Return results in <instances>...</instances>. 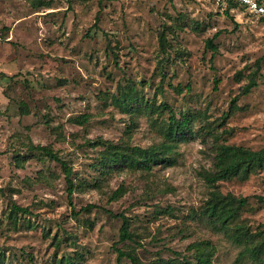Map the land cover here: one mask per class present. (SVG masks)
<instances>
[{"label":"rangeland","instance_id":"1","mask_svg":"<svg viewBox=\"0 0 264 264\" xmlns=\"http://www.w3.org/2000/svg\"><path fill=\"white\" fill-rule=\"evenodd\" d=\"M256 70L257 86L240 95ZM121 87L160 109L125 112L113 100ZM186 113L192 135L172 143L168 163L98 174L105 149L95 142L163 147L169 115ZM30 143L51 147L72 170L71 205L63 169ZM222 144L264 147L260 20L239 8L225 15L212 0H0V264H117L114 244L134 248L142 264L193 263L194 244L209 248L210 264H258L200 215L204 175ZM218 187L248 199L231 228L264 238V170ZM12 205L29 214L12 215ZM111 214L125 216L135 243L118 242L121 220Z\"/></svg>","mask_w":264,"mask_h":264},{"label":"trees","instance_id":"2","mask_svg":"<svg viewBox=\"0 0 264 264\" xmlns=\"http://www.w3.org/2000/svg\"><path fill=\"white\" fill-rule=\"evenodd\" d=\"M104 0H98L99 5ZM239 8L244 11V8L236 3H229L225 9V15L232 9ZM264 23V21L260 20ZM98 17H96L93 27L97 28ZM106 36V33H103ZM217 37V34L213 38ZM212 38V39H213ZM207 39L205 41L206 48L212 51V56L210 61H212L215 53L217 52L216 47L213 45V40ZM160 49L162 52L165 50L166 38L163 33L158 37ZM114 65H117V58L114 57ZM256 72L252 73L249 77L247 83L240 88V95H247L257 86L256 82ZM163 80V77H162ZM217 85V80H214V89ZM176 94H181L184 90L186 92L190 91V86L187 84L184 88L179 85L173 87L171 84L168 85ZM161 86L158 87V91L162 92ZM116 105L127 113L133 112H143L147 114H154L155 111L160 108H155L154 103L145 101L143 98H139L136 94L134 87H121L118 89L117 96L113 97ZM235 101L233 98L232 103ZM162 109H170L166 105H160ZM21 114L27 112L26 107L23 103L19 106ZM190 119L188 114L181 116L177 119L174 115L170 114L165 123L164 136L168 142L163 147L158 148H148L141 149L139 147H121L117 148L111 142L108 141H98L94 145L103 147L104 153L99 158V161L95 164V169L99 175H104L107 169L110 168H128L131 170H142L151 171L153 167L168 163V154L171 152L172 143L177 142L181 139H186L187 136H191L192 132L189 128ZM30 152H38L61 166L64 173V178L67 184V197L70 202L71 195L74 190V184L72 180V170L67 166V164L62 161L48 146H34L33 144L28 145ZM264 170V147L259 150H251L241 146L226 145L222 144L216 148L213 170L204 175V180L210 188L209 197L204 204V207L200 215L206 218L211 226L217 230L222 231L226 236H228L234 243L239 246H243V251L240 255H249L252 260L258 264H264V238L258 239V237L250 233L248 230L242 228L241 226H235L234 229L231 228V224H234L236 220L239 219L241 211L248 203L246 197H235L231 194H222L219 190L218 183L229 181L231 179L246 180L250 175L255 174L259 171ZM99 177L95 178V184L98 183ZM122 193L121 188L117 189L111 199H114ZM259 203L264 204V197H257ZM71 205V202H70ZM92 206H87L83 210L91 209ZM74 209L72 208V213ZM12 215H28L29 212L26 208H21L15 205L11 207ZM114 218H120L121 227L119 229L118 242L122 243L125 241H130L135 243L132 234L129 230V222L124 215H113ZM114 251L117 253V264H120L122 259L128 260L131 264H142L135 254V249L122 250L120 248H115ZM205 246H208L205 243ZM194 259L193 263L189 261H184L183 259H158L152 264H210L209 259V248L200 247L198 244L193 245ZM1 257V255H0ZM55 264H72L70 260H59Z\"/></svg>","mask_w":264,"mask_h":264},{"label":"built area","instance_id":"3","mask_svg":"<svg viewBox=\"0 0 264 264\" xmlns=\"http://www.w3.org/2000/svg\"><path fill=\"white\" fill-rule=\"evenodd\" d=\"M216 7L226 9L229 3H236L256 20L264 21V0H212Z\"/></svg>","mask_w":264,"mask_h":264}]
</instances>
